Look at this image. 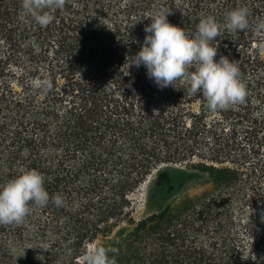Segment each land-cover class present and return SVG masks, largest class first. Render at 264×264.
Returning <instances> with one entry per match:
<instances>
[{
	"label": "trees",
	"instance_id": "trees-1",
	"mask_svg": "<svg viewBox=\"0 0 264 264\" xmlns=\"http://www.w3.org/2000/svg\"><path fill=\"white\" fill-rule=\"evenodd\" d=\"M235 7L250 25L264 18V0H65L41 27L20 20L21 0H0V184L34 168L65 200L0 224V264H83L97 244L117 264H264V55L251 27L216 38L214 59L237 60L247 88L226 110L126 60L161 10L191 31Z\"/></svg>",
	"mask_w": 264,
	"mask_h": 264
},
{
	"label": "clouds",
	"instance_id": "clouds-1",
	"mask_svg": "<svg viewBox=\"0 0 264 264\" xmlns=\"http://www.w3.org/2000/svg\"><path fill=\"white\" fill-rule=\"evenodd\" d=\"M64 4L65 0H21L20 20L30 19L41 27L47 26ZM150 18L139 51L126 57L130 67L144 66L148 78L161 89L185 80L188 91L202 93L207 108L213 112L245 100L247 88L238 61L230 60L227 55L214 59L216 38L225 30L235 35L251 27L258 39L256 53L264 55V18L250 25L248 9L235 7L226 12L223 23L208 14L191 31L171 24L163 10ZM40 87L47 91L51 85L44 82ZM44 184V175L34 168L20 169L16 176L0 184V224H20L30 213V205L45 207L50 199L55 206H64L63 196L50 197ZM112 252L110 247L97 244L88 248L81 259L83 264H117Z\"/></svg>",
	"mask_w": 264,
	"mask_h": 264
},
{
	"label": "rangeland",
	"instance_id": "rangeland-1",
	"mask_svg": "<svg viewBox=\"0 0 264 264\" xmlns=\"http://www.w3.org/2000/svg\"><path fill=\"white\" fill-rule=\"evenodd\" d=\"M152 187H154V178H152V179L150 180V182H149V184H148V187L146 186V187L142 188V190H140V192H138V194H137V199H138V200H142L143 197H144V192H145L144 189L147 188V190H148V188L151 189ZM198 191H200V188H194V189H190V190H188V193H189V194H194V193H196V192H198ZM157 208H158V206H156V205L154 204V202H151L147 208L144 207L143 205H142V207H141L142 211H146V212H148V213L151 212V211L156 210Z\"/></svg>",
	"mask_w": 264,
	"mask_h": 264
}]
</instances>
